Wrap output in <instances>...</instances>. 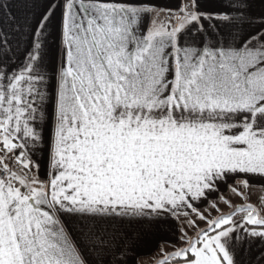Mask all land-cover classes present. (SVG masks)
Segmentation results:
<instances>
[{"label":"snow or ice","instance_id":"1","mask_svg":"<svg viewBox=\"0 0 264 264\" xmlns=\"http://www.w3.org/2000/svg\"><path fill=\"white\" fill-rule=\"evenodd\" d=\"M264 264V0H0V264Z\"/></svg>","mask_w":264,"mask_h":264},{"label":"crops","instance_id":"2","mask_svg":"<svg viewBox=\"0 0 264 264\" xmlns=\"http://www.w3.org/2000/svg\"><path fill=\"white\" fill-rule=\"evenodd\" d=\"M156 259L155 246H148L142 250L143 264H154Z\"/></svg>","mask_w":264,"mask_h":264}]
</instances>
